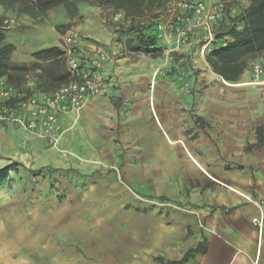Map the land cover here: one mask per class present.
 <instances>
[{
	"label": "crops",
	"instance_id": "0c3cea01",
	"mask_svg": "<svg viewBox=\"0 0 264 264\" xmlns=\"http://www.w3.org/2000/svg\"><path fill=\"white\" fill-rule=\"evenodd\" d=\"M169 3L155 11L157 20L167 13ZM235 5L241 12L250 0ZM117 11L130 21L154 19L150 17L153 12L133 17L124 10H113ZM84 37L97 44L90 36ZM199 38L196 34L192 45L181 52L188 58L192 92L181 89L177 64L167 75L153 78L164 52L172 47L164 42L152 69L140 61L127 62L132 70L148 67L149 73L138 76L135 71L136 78L131 84L124 81L123 91L111 101L118 62L102 46L108 60L98 80L101 94L78 112L59 117L62 139L76 121L82 123L79 128L89 126L96 144L108 142L121 152L122 157L117 153L114 159L139 196L175 207L156 212L155 224L142 211L139 224H111L103 233L95 228L89 237L78 224H50L46 236L29 230L7 244L0 237V264H172L189 251L194 252L181 264H264V125L260 123L264 110L257 103L248 111L230 108L224 102L227 96L213 94L217 87L212 85L198 92L217 74ZM46 41L29 40V48L39 47L26 54L5 38V43L16 46L11 56L16 63H30L36 52L57 46L43 47ZM82 47V52L88 50L86 44ZM0 129L29 135L19 128L0 125ZM254 218L263 224H255ZM106 232L119 240L102 242ZM87 245L92 250L84 249Z\"/></svg>",
	"mask_w": 264,
	"mask_h": 264
},
{
	"label": "rangeland",
	"instance_id": "374dc122",
	"mask_svg": "<svg viewBox=\"0 0 264 264\" xmlns=\"http://www.w3.org/2000/svg\"><path fill=\"white\" fill-rule=\"evenodd\" d=\"M227 1L235 5L242 0ZM165 9L167 13L161 16L162 20L170 18V7ZM113 10L85 0H70L46 12H36L23 0H0V24L6 40L16 42L26 54L39 47L38 44L28 47L32 39L34 42L47 39L45 47L60 46L63 35L72 29L90 36L99 47L109 49L112 60L118 62L111 90L114 94L111 101H114L115 94L123 91V82L131 84L139 73H146V76L148 67L152 69L156 65L160 53L151 51L145 44V36L141 40L138 35L149 19L116 21ZM64 25L67 27L60 33L57 26ZM226 29L224 26L223 30ZM163 43L161 41V48ZM4 44L5 41L0 46ZM12 53L9 64L28 66L26 72L10 70L4 74L14 85L24 86L33 79L43 88L50 83L49 70L54 69L61 75L67 72L65 61L60 57L41 56L30 63H16L11 59ZM129 61H140L148 67L138 66L132 70L128 67ZM212 76L214 81L201 85L198 92L212 85L217 87L213 94L227 96L224 102L230 108L248 111L257 103L260 111L264 110V76L255 78L251 66L242 80L239 78L235 82L226 81L218 74ZM149 92L153 99L154 90ZM76 123L57 144L30 134L0 129V237L6 244L19 233L27 235L29 230L35 235L46 236L50 224H78L84 236L89 237L95 228L103 233L111 224H139L138 216L142 211L148 213L147 219L155 224L156 212L161 214L164 209L175 207L139 196L127 181L122 166L114 159L117 153L122 157L121 152L108 142L96 144L89 126L79 128L82 123ZM260 123L264 125V118ZM105 146L107 149L103 150ZM34 224L39 225L35 227ZM102 237L104 243L106 239L119 240L117 235L113 238L107 232ZM84 249L88 251L92 247L87 245Z\"/></svg>",
	"mask_w": 264,
	"mask_h": 264
},
{
	"label": "built area",
	"instance_id": "2783aa9c",
	"mask_svg": "<svg viewBox=\"0 0 264 264\" xmlns=\"http://www.w3.org/2000/svg\"><path fill=\"white\" fill-rule=\"evenodd\" d=\"M168 7L170 18L157 21L161 41L168 42L172 47L164 52L155 77L167 75L169 69L177 64L181 88L189 93L188 58L181 53L182 50L192 45L193 37L198 34L204 52H211L224 26L235 24L237 29L242 28L243 22L239 20L241 12L236 5H229L227 0H171ZM114 14L116 21L123 18L119 11ZM218 24H221V29V26L217 29ZM229 42V36L221 38L222 46ZM85 44L88 50L82 52ZM60 48L68 76L65 82L53 89H40L33 79L24 86H16L7 76H0V125L3 129L19 128L27 134L57 144L62 134L60 115L78 112L92 97L101 94L98 80L108 60V53L76 29L63 35ZM252 71L255 78L264 76V55L252 63ZM253 222L263 224L258 218H254Z\"/></svg>",
	"mask_w": 264,
	"mask_h": 264
},
{
	"label": "trees",
	"instance_id": "16d2710c",
	"mask_svg": "<svg viewBox=\"0 0 264 264\" xmlns=\"http://www.w3.org/2000/svg\"><path fill=\"white\" fill-rule=\"evenodd\" d=\"M20 1V0H16ZM22 1V0H21ZM70 0H26L25 4L31 7L33 11L46 12L61 4H66ZM95 5L106 8L121 9L131 16H144L147 12H153L152 18L147 25L141 27L138 33L141 40L145 36V44L149 45L151 51L159 53L161 51V38L159 37L158 21L159 15L155 13L165 6L171 0H85ZM31 5V6H30ZM239 20L243 22L241 29H237L235 24L225 26L227 29L219 32L217 39L213 44V50L206 54V60L215 73L220 75L226 81L235 82L240 76L252 67V63L264 55V0H250V5L244 11H241ZM237 19H234L236 22ZM1 22V21H0ZM221 26V24H220ZM67 25L57 26V30L62 33ZM222 26L220 27V29ZM147 29V30H146ZM229 36L230 42L226 46L221 45V38ZM6 38L5 32L0 24V45ZM14 50L12 43H6L0 46V74H7L10 70L24 71L28 70L27 65L9 64V55ZM55 57L63 59V51L60 46H52L35 53V57ZM50 83L40 89H50L59 86L67 80V73L61 75L54 69L48 71ZM25 74V73H24ZM24 77V75H23ZM10 81V80H9ZM11 82V81H10ZM12 83V82H11ZM18 86V85H16ZM196 251V250H195ZM194 251H189L184 258L173 262L181 264L186 262ZM172 263V264H173Z\"/></svg>",
	"mask_w": 264,
	"mask_h": 264
}]
</instances>
